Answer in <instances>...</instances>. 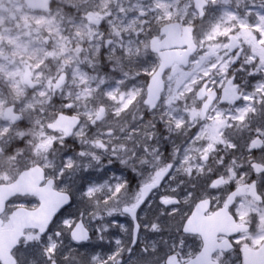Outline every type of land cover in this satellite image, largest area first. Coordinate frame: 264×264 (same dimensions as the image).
Listing matches in <instances>:
<instances>
[{
  "label": "snow or ice",
  "instance_id": "1",
  "mask_svg": "<svg viewBox=\"0 0 264 264\" xmlns=\"http://www.w3.org/2000/svg\"><path fill=\"white\" fill-rule=\"evenodd\" d=\"M0 264H264V0H0Z\"/></svg>",
  "mask_w": 264,
  "mask_h": 264
},
{
  "label": "flooded vegetation",
  "instance_id": "2",
  "mask_svg": "<svg viewBox=\"0 0 264 264\" xmlns=\"http://www.w3.org/2000/svg\"><path fill=\"white\" fill-rule=\"evenodd\" d=\"M128 219L129 218H126V217H119V222L124 223L126 226H128V224H127ZM112 231L118 233V229H116V228H113ZM118 234H119L120 238H124L125 234H123V233H118Z\"/></svg>",
  "mask_w": 264,
  "mask_h": 264
}]
</instances>
